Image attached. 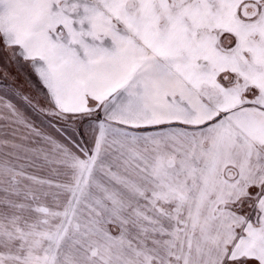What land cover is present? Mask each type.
I'll return each instance as SVG.
<instances>
[{"label":"snow or ice","instance_id":"snow-or-ice-1","mask_svg":"<svg viewBox=\"0 0 264 264\" xmlns=\"http://www.w3.org/2000/svg\"><path fill=\"white\" fill-rule=\"evenodd\" d=\"M0 264H264V0H0Z\"/></svg>","mask_w":264,"mask_h":264}]
</instances>
